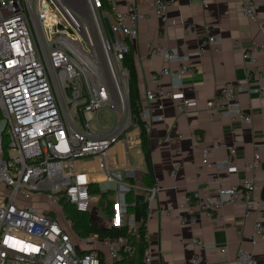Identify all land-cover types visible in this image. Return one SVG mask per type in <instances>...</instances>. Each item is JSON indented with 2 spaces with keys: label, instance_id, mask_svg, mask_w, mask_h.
<instances>
[{
  "label": "built area",
  "instance_id": "1",
  "mask_svg": "<svg viewBox=\"0 0 264 264\" xmlns=\"http://www.w3.org/2000/svg\"><path fill=\"white\" fill-rule=\"evenodd\" d=\"M238 1L241 12L258 21L264 34V22L256 13L264 0ZM168 8V0H154L147 11L136 2L121 10L114 0H0V264H116L134 255L126 236L73 238L74 224L65 206L89 213L95 194L91 189L103 192L105 185L116 184L126 192L143 189L130 183L137 182L138 167L121 166L111 150L122 141L133 144V131L138 130L129 99L130 70L124 64L130 43L138 37L140 22L151 15L163 20ZM220 45V35L211 31L188 55L176 48L148 45V54L163 63L181 62L169 90L160 84L162 76L171 73L164 68L152 74L157 86L137 102L139 117L148 127L165 119L163 105L158 113L152 107L162 97L175 101L180 114L194 105L182 92L183 76L195 71L188 62L207 47L219 50ZM260 52L264 53V41H252L242 49L243 58L252 65L248 81L262 76ZM250 91L259 92L246 83L223 85L215 99L206 102L207 115L251 123L249 109L238 100ZM101 111H111L113 121H102ZM219 146L201 149V165L213 166L210 157ZM259 148L264 149V135L249 164L251 170L260 165ZM228 149L230 156L218 161L217 167L232 166L236 149ZM81 161L96 165L80 167ZM181 167L176 160L171 174ZM259 181L264 184V176L237 179L213 195L208 185L197 184L184 197L176 217L187 225L199 222L201 215L214 219L226 206H244L247 217L264 211V198L255 194ZM159 191L158 185L147 190L148 205ZM117 198L116 216L108 226L121 225L125 215V193ZM162 212L172 215L171 210ZM133 226L137 230L134 222ZM249 242L251 249L237 250V264H256L254 251L264 245V217L255 221ZM194 248L216 246L196 239ZM144 261H151L147 250ZM191 262L198 263L196 254Z\"/></svg>",
  "mask_w": 264,
  "mask_h": 264
},
{
  "label": "crops",
  "instance_id": "2",
  "mask_svg": "<svg viewBox=\"0 0 264 264\" xmlns=\"http://www.w3.org/2000/svg\"><path fill=\"white\" fill-rule=\"evenodd\" d=\"M114 1L121 10L129 3L136 2L141 10L147 11L154 0ZM168 2L165 19L151 15L140 22L138 37L130 43L129 53L135 61L142 100L148 90L157 86L152 80V74L164 68L170 69L171 73L162 76L160 81L162 88L167 91L176 82L174 73L181 65V62L165 64L160 57L150 56L148 45H164L176 48L181 55H188L199 48L208 31L220 35L221 45L219 50L207 47L201 56L193 57L188 62L194 66L195 71L183 76L182 92L194 105L185 113H178L175 101L168 97H162L152 104L157 113L158 106L163 105L165 119L149 124L154 185H158L160 191L147 209L146 250L151 261H144V264H192L194 254L198 256L197 264H237V250L239 247L247 250L252 248L249 237L255 221L264 217V211H254L247 217L244 206H226L214 219L201 215L199 222L187 225H181L176 215L184 197L197 184L208 185V193L213 195L217 188L230 186L237 179H260L264 176L263 148H259L260 165L254 170L249 168L257 145L264 135V53L260 52L258 56L262 76L249 81L247 76L252 65L243 58L242 53V49L248 47L252 41H264V34L258 21L251 20L241 12L238 0ZM256 13L258 20L264 22V2L260 3ZM238 83H246L250 88L263 93L250 91L239 96V102L249 109L252 122L232 121L226 116L209 118L206 102L215 99L223 85ZM198 135L200 139L197 138ZM133 136L135 141L130 145L136 147L134 150H126L124 146L128 142L122 141L112 148L111 156L121 166L136 165L140 173L138 178L143 182L147 167L140 146L139 130L133 131ZM217 143L221 146L210 157L213 166L201 165V149L210 148ZM228 147L236 149L232 166L219 168L216 163L230 156ZM133 152L136 157L131 163L129 156ZM176 160L181 162L182 167L173 176L171 170ZM95 165V162H79L80 167ZM211 177L213 181L210 182ZM142 187L138 200L131 204L135 207V215L131 216L135 226L141 224L139 206L141 202L147 201V190L152 186L143 184ZM263 190L264 184L259 181L256 185V197L264 198ZM163 209L171 210L172 215H165ZM196 239L203 240L207 245H215L216 248H194ZM221 248H225V252H221ZM254 254L256 264H264V245L259 244Z\"/></svg>",
  "mask_w": 264,
  "mask_h": 264
},
{
  "label": "trees",
  "instance_id": "3",
  "mask_svg": "<svg viewBox=\"0 0 264 264\" xmlns=\"http://www.w3.org/2000/svg\"><path fill=\"white\" fill-rule=\"evenodd\" d=\"M124 64L130 70V79H129L130 105L133 111V115L135 117L134 120H136L137 122V127L139 130L140 146L147 167V173L143 175V182H144L143 184L147 187H151L154 185V173H153L152 158H151L149 127L147 126V122L139 117V109L137 108V102L140 101L141 98L139 94L138 75H137L134 58L130 53L126 55ZM91 192L101 193L100 204L103 206L104 200L102 198L105 197L107 193L103 194V192H100L98 188L97 189L92 188ZM262 195L264 197V190ZM130 201L132 202V198L129 200V202ZM112 206L113 203L111 201L107 204L105 208L109 216L113 215ZM139 208L141 214V224L136 230L130 227L127 223H122L119 226H114V225L101 226L99 222L93 217H91V215L88 212L87 213L79 212L69 204L65 206L66 212L73 221L74 224L73 228L78 235L82 237H86L90 234H95L100 238L118 237V236H126L128 238L132 246L135 248V253L132 257L124 256L121 260L117 261L116 264H144V256L148 246L147 232H146V223L148 218V211H147L148 202L147 201L141 202Z\"/></svg>",
  "mask_w": 264,
  "mask_h": 264
},
{
  "label": "rangeland",
  "instance_id": "4",
  "mask_svg": "<svg viewBox=\"0 0 264 264\" xmlns=\"http://www.w3.org/2000/svg\"><path fill=\"white\" fill-rule=\"evenodd\" d=\"M99 118L102 121H107V122H112L114 119V115L111 111H101L99 113ZM126 141H124L125 143ZM125 149L128 150L129 148L131 149H135L136 147L133 145H130L129 143H125ZM132 150V151H133ZM130 154V153H129ZM135 152L131 153L129 156L130 162L133 163L135 160ZM122 172V171H121ZM140 174V173H139ZM138 178V177H137ZM141 179L138 178L137 182L135 180H132L130 183H134L137 184L139 186H143V182L141 183ZM142 192V190L140 189H132L129 192H126L122 189H120V187L116 184H112V185H105L104 189H103V194L107 193V195H105V197H103L102 199L104 200V205L102 206L100 204V198H101V193H95L93 195V207L91 209V211L89 212V214L91 215V217H93L94 219H96L99 224L101 226L104 225H109L111 222V219L114 218L116 216V211H115V205L117 204L118 201V195L120 193H125V205H126V210H125V215L122 218V223H127L130 227H132L133 229H136V227L133 226V220L131 219V216L135 215V207L131 205V203H135L138 197V194H140ZM130 194V195H129ZM132 198V202L129 200ZM37 199V198H36ZM34 199V201L36 200ZM113 203L112 206V210H113V215L109 216L105 210L107 204L109 202ZM132 223V224H131ZM139 226H137L138 229ZM74 230V229H73ZM76 235H78L75 230L73 231V238H77Z\"/></svg>",
  "mask_w": 264,
  "mask_h": 264
}]
</instances>
